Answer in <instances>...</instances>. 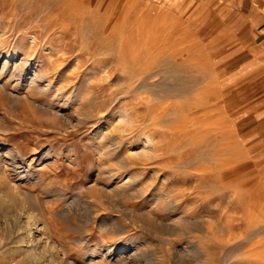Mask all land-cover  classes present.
Instances as JSON below:
<instances>
[{
  "label": "rangeland",
  "instance_id": "374dc122",
  "mask_svg": "<svg viewBox=\"0 0 264 264\" xmlns=\"http://www.w3.org/2000/svg\"><path fill=\"white\" fill-rule=\"evenodd\" d=\"M202 19L180 0H0V155L25 173L0 162V264H264L247 249L264 163Z\"/></svg>",
  "mask_w": 264,
  "mask_h": 264
},
{
  "label": "crops",
  "instance_id": "0c3cea01",
  "mask_svg": "<svg viewBox=\"0 0 264 264\" xmlns=\"http://www.w3.org/2000/svg\"><path fill=\"white\" fill-rule=\"evenodd\" d=\"M180 1L196 3L202 21L213 23L209 52L223 107L244 136L249 158L263 164L264 0Z\"/></svg>",
  "mask_w": 264,
  "mask_h": 264
},
{
  "label": "bare ground",
  "instance_id": "6f19581e",
  "mask_svg": "<svg viewBox=\"0 0 264 264\" xmlns=\"http://www.w3.org/2000/svg\"><path fill=\"white\" fill-rule=\"evenodd\" d=\"M33 79H35V82H36V79H38V77H37V75L36 74H34L33 75ZM38 81V80H37ZM37 83V82H36ZM39 84H40V82H38ZM28 87V86H27ZM27 89V88H26ZM41 90V89H40ZM9 150H10V155H11V158L10 159H7V158H5L4 157V155H0V159H1V161L0 162H2L3 164L4 163H7V164H10L11 166H12V174H13V177L15 176V177H17V178H20L21 176H24V174H22L21 173V170H20V159H22V157H20V156H18V154H17V150H16V148H14V147H9ZM49 150H47V151H45V154H49L50 153V151L48 152ZM9 166V165H8ZM3 167V166H2ZM23 172V171H22ZM5 173V172H4ZM11 173V172H10ZM10 173H7V175L9 174V176H10ZM8 176V177H9ZM89 203V202H88ZM85 204H86V202H85ZM90 204V203H89ZM87 207V206H86ZM90 216V215H89ZM91 217V216H90ZM95 217H97V216H95ZM92 218V217H91ZM45 226H46V224H44ZM205 225V224H204ZM203 225V226H204ZM27 227V228H26ZM26 230L22 233L23 234V236H25L26 238L25 239H31V237H33V238H35L34 236V232L33 231H31L33 228L35 229V227H33V228H31V224H30V222L29 221H27V223H26ZM188 227V226H187ZM190 227V226H189ZM193 229V228H192ZM191 228H186V230H187V232H188V230L190 231V230H192ZM219 230V229H218ZM198 231V230H197ZM215 233V232H214ZM220 234V233H219ZM216 235V234H215ZM22 236V237H23ZM254 237V238H253ZM29 241V240H28ZM252 241H253V243L252 244H250V245H248L247 246V249L250 251V252H257V251H259V252H262V253H264V236H261L260 235V233H253V235H252ZM263 247H262V246ZM260 248H262V249H260ZM125 248L124 247H119L118 249H116L115 250V252H117V254H123V253H125L126 251L124 250ZM110 250V249H109ZM108 250V251H109ZM111 251V250H110ZM101 253H103L102 251H100ZM113 252V251H112ZM115 252H113V253H115ZM106 253V255H112V254H108V252H105ZM126 254V253H125ZM132 254V253H131ZM131 254H130V258H132L133 256H131ZM28 255V254H27ZM119 255H118V257H119ZM113 257H114V255H112ZM111 256V257H112ZM121 256V255H120ZM116 258H117V256H116ZM127 258H128V256H127ZM263 258H264V255H263ZM129 259V258H128ZM117 260H119V259H117ZM128 261V260H127Z\"/></svg>",
  "mask_w": 264,
  "mask_h": 264
}]
</instances>
